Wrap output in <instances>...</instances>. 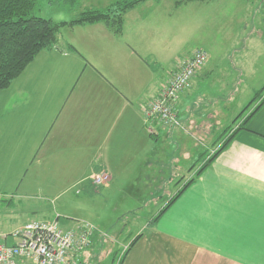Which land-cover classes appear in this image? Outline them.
<instances>
[{"label":"crops","instance_id":"1","mask_svg":"<svg viewBox=\"0 0 264 264\" xmlns=\"http://www.w3.org/2000/svg\"><path fill=\"white\" fill-rule=\"evenodd\" d=\"M139 4L125 13L120 33L104 21L63 27L56 44L41 50L0 91V153L12 147V156L32 157L26 164L41 172L89 170L92 181L105 170L110 179L102 185L151 187L157 181V186L174 187V179L182 180L157 213L114 252L112 260L121 259L120 264H264V108L247 127H224L222 134L235 132L232 140L196 176L212 150L221 147L214 139L222 128L208 126L217 136L205 147L211 150L205 159V151L198 153L199 165L188 151L184 159V134L173 129L177 126L157 124L158 134L150 133L141 104L159 94L172 71L158 77L173 57L161 51L167 47L163 22L146 21L137 13ZM257 9L264 10V1H258ZM244 42L248 68H233V85L241 89L250 86L248 74L264 66V35L251 34ZM199 71L207 76L213 68ZM240 71L245 78H239ZM196 84L192 81L178 100V109L184 108L180 129L203 126L204 118L187 110L196 103L191 101ZM170 139L175 148L161 145ZM21 225L0 229V240L14 243L13 237L2 236ZM101 241L98 230L81 255L95 257L92 249Z\"/></svg>","mask_w":264,"mask_h":264},{"label":"rangeland","instance_id":"2","mask_svg":"<svg viewBox=\"0 0 264 264\" xmlns=\"http://www.w3.org/2000/svg\"><path fill=\"white\" fill-rule=\"evenodd\" d=\"M118 1L122 0H37L34 15L69 21L84 10L104 9ZM258 1L146 0L136 9L146 21H157L159 26L163 22L165 26L166 38L162 43L167 47L161 51L173 58L164 64L159 80L178 67L177 58L181 61L199 48L207 52L204 68H213L207 76L199 71L193 79L197 84L191 101L196 100V103L187 108L191 107L188 113L204 118L203 126L200 129L188 125L184 129L173 127L184 134V154L181 153L184 159L188 151L191 160L196 161L198 153L205 151L214 140L219 147L228 134H222L224 127L232 125L234 128L242 123L247 127L264 108V66L248 74L252 81L246 89H241L239 84L233 85V78L237 76L233 68L247 69L249 65L246 64L248 45L244 39L251 34L253 37L264 35V10L257 9ZM253 28L255 31L251 32ZM238 74L239 78H245L241 71ZM261 102L263 104L249 117ZM250 103L244 114L233 121ZM181 115H184V108L179 106V118ZM210 124L222 128L218 136L217 132L213 134L207 130ZM3 145L1 143L0 148ZM161 145L167 149L177 146L171 139L162 140ZM11 150L9 147L5 153H0V229L9 231L27 220H51L58 214L62 228H72L82 222L94 224L99 230L101 245L92 249L95 257L89 259L81 255L80 264H118L119 260L112 258L114 252L121 249L120 244L128 243L130 233L157 213L166 196L171 197L178 189L176 183H183L174 179V187L173 183L172 186L171 183L157 186L160 183L157 181L152 183L156 186L151 187H131L111 181L109 186L98 185L90 178L92 172L89 170L41 172L26 164L32 157L12 156ZM209 151L206 150L202 158L205 159ZM201 160L195 163L199 165ZM81 177L87 178L83 182L72 181Z\"/></svg>","mask_w":264,"mask_h":264},{"label":"built area","instance_id":"3","mask_svg":"<svg viewBox=\"0 0 264 264\" xmlns=\"http://www.w3.org/2000/svg\"><path fill=\"white\" fill-rule=\"evenodd\" d=\"M207 57V52L199 48L190 57L182 59L162 84L159 94L141 104L151 134H158L157 124L182 125L178 100L191 86ZM109 179L110 174L105 170L93 177L98 185L105 184ZM96 231V226L88 222L62 228L59 214L51 220H29L9 235L2 236L13 237L15 242L9 244L0 240V264H80L81 254L90 245Z\"/></svg>","mask_w":264,"mask_h":264},{"label":"trees","instance_id":"4","mask_svg":"<svg viewBox=\"0 0 264 264\" xmlns=\"http://www.w3.org/2000/svg\"><path fill=\"white\" fill-rule=\"evenodd\" d=\"M36 1L0 0V91L7 88L41 50L56 44L63 27L104 21L113 27L115 32L120 33L125 13L146 0H122L104 9H87L69 21H56L52 18L34 15ZM71 47L76 49L73 45ZM251 103L245 106L234 121L244 114ZM262 104L261 102L248 116L251 117ZM242 125L243 123L240 126L244 127ZM229 128L226 129V132L229 131ZM234 133V131L232 134L230 133L222 142L221 147L202 163L196 172V176H199L230 143ZM194 179L191 178L183 188L177 191L167 205H170L171 201L176 199ZM120 263L121 259L118 264Z\"/></svg>","mask_w":264,"mask_h":264}]
</instances>
